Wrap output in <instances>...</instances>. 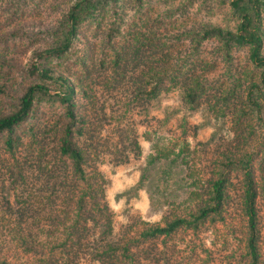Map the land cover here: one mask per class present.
I'll list each match as a JSON object with an SVG mask.
<instances>
[{
	"label": "rangeland",
	"instance_id": "obj_1",
	"mask_svg": "<svg viewBox=\"0 0 264 264\" xmlns=\"http://www.w3.org/2000/svg\"><path fill=\"white\" fill-rule=\"evenodd\" d=\"M69 1L0 0V33L19 28L24 32L20 37L11 38L6 44L0 45V87L6 85L10 92L19 91L21 86L31 82L20 66L10 65L14 62L22 66L28 62L33 48H44L45 43H57L55 33L61 31L57 21L65 11L64 4ZM118 7V12L114 13L110 5L104 3L94 16L82 24L77 38L63 56L41 61V64L86 89L87 93L95 96L93 100L97 103L96 108L103 109L97 118L99 130L94 137L97 148L91 150L92 156L86 171L90 174L97 171L105 179L104 201L112 216L114 240L124 236L136 239L142 229L153 224L163 226L165 218H171L172 211L174 213L172 199L169 200L171 206L169 203L163 207L151 205L149 196L154 191V181L159 171H155L150 182L139 183L140 166L158 142L168 150L183 145V142L187 143L200 154L205 172H211L214 161L219 158L222 140H233L234 145L239 142L242 148L248 150L252 147L254 151H260L253 156L251 165L259 187H264V155L260 148L264 143V121L258 120L251 111L244 116H240V113L234 116L232 110L226 109L221 103L215 108L202 104L190 109L182 99L180 85H171L165 75L161 76L164 81L162 90L151 98L147 79L140 77V71L150 64V60L146 62L145 58L150 49L164 52L166 56L161 59L167 64L163 67L172 66L170 73L180 65L185 70L198 55L190 50L191 29L206 24L233 29L236 18L225 0H119ZM112 27L116 30L110 32ZM133 37L138 44L140 42L139 56L132 64L127 55L128 65L125 73L121 74L117 68L123 67L124 61L120 63L117 59L115 62V57L129 43H134ZM216 44L214 41L205 42L200 48L203 61L210 64L205 71L207 87L227 82V66L222 56L215 54ZM3 60L9 61L2 69ZM153 61L154 66L162 63L159 61L157 64L156 59ZM36 62L40 63L38 60ZM230 64L246 68V51L234 50ZM136 77H140V82L134 85ZM77 92L78 111L83 115L88 107V96L79 95V90ZM12 99V96L0 93V110H11ZM37 104L35 113L18 131L21 139L15 154L5 150L3 138L0 137V264H44L43 260L49 257L46 250L21 245L19 240L21 235L26 237L22 229L30 221V215L25 213L21 197V193L28 194L24 193L26 190L22 189L21 181L15 177L18 164L21 165L25 156L30 157L28 154H35L39 148L32 142L33 129H43L53 134L63 114L55 100L42 99ZM240 120L243 121L242 126ZM129 134L137 139L139 151L129 145ZM48 142L43 146L42 156L46 157L41 162L34 158L35 155L28 161L38 175L37 167L41 163L46 166L58 160L62 162L56 158L51 139ZM185 173V170H178L172 175L167 194L176 191L173 181L184 177ZM238 177L237 172L231 173V204L223 217L215 221L208 220L196 229L182 228L171 236L156 240L150 246L153 252L149 257H155L159 262L151 260V264H247L244 220L238 212L240 199L239 193L236 194L240 187ZM44 183V177L40 176L34 189ZM261 189L258 190L257 204L261 219V257L264 262V196ZM183 192L176 191L178 202H185ZM59 230L64 231L63 228ZM66 234V231L60 232L57 237L63 239ZM45 239L44 233L37 237L38 241ZM86 258L83 257L82 264H90Z\"/></svg>",
	"mask_w": 264,
	"mask_h": 264
},
{
	"label": "trees",
	"instance_id": "obj_2",
	"mask_svg": "<svg viewBox=\"0 0 264 264\" xmlns=\"http://www.w3.org/2000/svg\"><path fill=\"white\" fill-rule=\"evenodd\" d=\"M118 1L70 0L64 4L65 11L57 21L61 25V31H56L58 26L54 30L57 43H45L44 48H33L28 62L22 66L14 62L10 65L20 66L31 82L21 86L19 91L10 92L6 85L0 87L1 94L14 98L10 101L13 106L11 110H0V137L3 138L5 150L10 154H15L21 139L18 131L35 113L38 101L55 100L63 113L55 125L53 134L46 133L43 129H33L32 142L39 148L35 154H28L30 157H24L15 173V177L22 183V189L26 190L24 193L28 194L21 193V197L25 213L30 215V221L26 222L22 229L26 237L20 236V244L36 250H46L49 257L43 260L44 264H82L83 257H87L85 254L88 255L85 260H89L90 264H151V260L159 262L155 257H149L153 252L150 246L156 240L171 236L182 228L196 229L208 220L215 221L223 217L226 208L231 204L230 177L234 171L239 174L240 187L236 194L239 193L240 199L238 212L244 220L247 264H264L261 257V219L257 204L258 190L261 187L255 179L251 165L253 156L258 154L259 150L254 151L252 147H249L250 150L244 149L239 142L234 145L233 140L221 141V153L214 161L211 172L204 171L200 154L185 142L170 150L161 142L154 144L152 153L140 166L139 183L150 182L155 171H159L154 181V191L149 196L151 205L163 207L169 203L171 206L169 200L172 199V204H175L172 205L174 213L172 211L171 218H165L163 226L153 224L142 229L136 239L128 236L120 240L113 239L112 216L104 201L105 179L97 171L91 174L86 171L92 156L91 150L95 151L97 148L94 145V137L99 130L97 118L103 109L96 108L97 103L93 100L95 96L87 93L86 89L41 64V61L63 56L72 41L77 38L82 24L94 16L104 3H108L112 12L117 13ZM225 3L236 18L233 29L207 24L198 29H191L190 50L198 55L185 70L180 65L170 73L172 66L163 67L167 64V61L161 59L166 56L163 55L164 52L150 49L145 55L146 62L150 60V64L140 71V77L147 79L151 98L162 90L164 81L161 76L165 75L171 85H180L182 99L190 109L198 108L202 104L215 108L221 103L226 109L232 110L234 116L239 113L244 116L246 112L251 111L258 120L264 121V0H225ZM20 30L21 28L0 33V45L6 44L11 38L20 37L19 35L24 33ZM114 30L116 29L112 27L110 32ZM211 41L217 43L215 54L221 55L225 60L227 82L207 87L205 71L210 64L203 61L200 48L205 42ZM139 44L134 38V43L124 47L122 53H117L115 62L117 59L120 63L124 61L125 66H118L121 74L125 73L128 65V59L125 58L127 55L130 56L132 64L137 60ZM239 49L246 51V68L230 64L232 52ZM155 59L157 64L159 61L163 64L154 66ZM8 61H2V69ZM140 77L134 78V85L140 82ZM77 90L79 95L88 96V107L83 115L78 111ZM242 124L243 121L240 120V125ZM235 125L237 126V123ZM241 134H244L243 131ZM48 139L54 144L56 158L62 162L58 160L52 165H38L37 171L46 183L34 189L35 184L40 181V176L28 161H31L34 155L39 162L46 157L42 156V153L45 149L43 146L49 143ZM242 139L244 140V137ZM128 142L131 148L139 151L134 135L129 134ZM260 148L264 155V143ZM178 170H185L186 173L184 177L173 181V188L176 191H184V203L177 201L179 195L176 191L167 194L172 175ZM261 190L264 196V187ZM59 228H63L67 233L63 239L57 237L60 232H64ZM43 233L47 239L38 241L37 237Z\"/></svg>",
	"mask_w": 264,
	"mask_h": 264
}]
</instances>
